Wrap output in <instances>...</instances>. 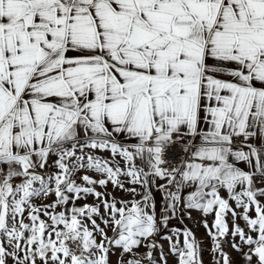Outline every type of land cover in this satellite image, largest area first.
Masks as SVG:
<instances>
[{
	"label": "snow or ice",
	"instance_id": "6c2138e0",
	"mask_svg": "<svg viewBox=\"0 0 264 264\" xmlns=\"http://www.w3.org/2000/svg\"><path fill=\"white\" fill-rule=\"evenodd\" d=\"M194 214L264 264V0H0V264H205Z\"/></svg>",
	"mask_w": 264,
	"mask_h": 264
},
{
	"label": "rangeland",
	"instance_id": "374dc122",
	"mask_svg": "<svg viewBox=\"0 0 264 264\" xmlns=\"http://www.w3.org/2000/svg\"><path fill=\"white\" fill-rule=\"evenodd\" d=\"M209 222L211 224V218H209ZM189 228H192V230L195 232L198 240H200L203 243L205 253H204V261L205 264H209L210 261V255L208 252V249L210 247V238L207 236L206 230L202 227V223L200 220H193L192 223H187V221L184 222ZM177 227H183V225L177 224ZM164 250L167 252L168 250V244L167 242H164ZM227 251H230L234 258L238 257L230 248H226ZM169 264H174V259L172 257H169Z\"/></svg>",
	"mask_w": 264,
	"mask_h": 264
},
{
	"label": "crops",
	"instance_id": "0c3cea01",
	"mask_svg": "<svg viewBox=\"0 0 264 264\" xmlns=\"http://www.w3.org/2000/svg\"><path fill=\"white\" fill-rule=\"evenodd\" d=\"M194 216H195V214H194ZM194 220H200V218L198 216H195ZM185 221H187V223H192V221H188V220H185ZM176 226H178V225H176Z\"/></svg>",
	"mask_w": 264,
	"mask_h": 264
}]
</instances>
